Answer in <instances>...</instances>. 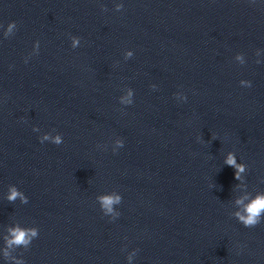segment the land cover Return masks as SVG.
<instances>
[{
    "label": "water",
    "instance_id": "1",
    "mask_svg": "<svg viewBox=\"0 0 264 264\" xmlns=\"http://www.w3.org/2000/svg\"><path fill=\"white\" fill-rule=\"evenodd\" d=\"M258 196L264 0H0V264H264Z\"/></svg>",
    "mask_w": 264,
    "mask_h": 264
},
{
    "label": "clouds",
    "instance_id": "2",
    "mask_svg": "<svg viewBox=\"0 0 264 264\" xmlns=\"http://www.w3.org/2000/svg\"><path fill=\"white\" fill-rule=\"evenodd\" d=\"M12 25H10L11 29ZM226 163L230 166H233L237 169L236 178L239 179V173L242 172L243 166L237 165L235 163L234 158L230 155L227 159ZM20 195L15 189H12L11 195L8 197L9 200H15L16 197ZM118 199V198H117ZM103 204L108 210H111V204L113 200L110 197L102 198ZM242 201H237V203H241ZM264 211V196H258L254 201H252L248 206L245 208L246 215H241L240 213H236L237 217L246 227L255 226L258 223L259 216L261 212ZM36 231L32 230H21L19 228L12 230V237L13 239L9 241V245L15 243L19 244H27L31 236H36Z\"/></svg>",
    "mask_w": 264,
    "mask_h": 264
}]
</instances>
